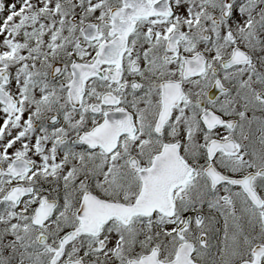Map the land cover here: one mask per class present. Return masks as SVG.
I'll return each mask as SVG.
<instances>
[{
	"label": "snow or ice",
	"instance_id": "obj_1",
	"mask_svg": "<svg viewBox=\"0 0 264 264\" xmlns=\"http://www.w3.org/2000/svg\"><path fill=\"white\" fill-rule=\"evenodd\" d=\"M0 264H264V0H0Z\"/></svg>",
	"mask_w": 264,
	"mask_h": 264
}]
</instances>
